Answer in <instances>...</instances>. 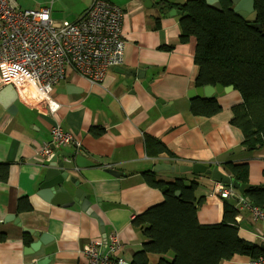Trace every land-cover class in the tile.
<instances>
[{
	"label": "crops",
	"instance_id": "obj_1",
	"mask_svg": "<svg viewBox=\"0 0 264 264\" xmlns=\"http://www.w3.org/2000/svg\"><path fill=\"white\" fill-rule=\"evenodd\" d=\"M94 1L41 0L32 2L29 10L51 8L53 20L78 22ZM107 1L123 10L121 34L126 46L123 64L109 70L100 85H92L69 70L52 94L59 105L52 115L42 110L46 103H34L38 109L20 103L14 89L0 83V233L7 236L0 242V264H88L84 246L97 240L104 244L98 219L84 213L78 204L62 207V202L71 200L53 202L41 190L51 164L41 155V149L51 141L54 126L72 133L76 140L57 149L59 162L61 154L68 152L95 163L94 167L72 172L71 177L90 195L91 209L103 222L108 245L102 250L108 252L113 238H117L123 247L119 255L126 261L132 260L143 243L132 227V219L164 201V193L146 183L144 172H152L158 164H209L243 146L242 132L231 124L232 108L243 102L237 91L218 98L222 111L213 117L201 118L191 112L195 99H190V93L197 88V42L191 38L183 44L180 15L171 16L163 8L164 3L188 0ZM101 129V135L92 132ZM149 140L160 142L166 152L149 156ZM229 159L249 165L250 186L264 185V151L251 155L240 152ZM213 167L222 170V165ZM106 169L122 174L115 177ZM156 175L165 183L197 181L196 193L205 201L198 211L200 224L222 222L223 199L214 193L216 182L210 177L166 171ZM65 186L75 190L71 183ZM25 198L31 212L18 209ZM242 212L239 236L264 246V224L254 222L249 211ZM12 215L21 226L4 222ZM36 231L47 233L52 241L26 255L25 248L38 241ZM248 259L238 255L222 264H247ZM157 260L152 256V262Z\"/></svg>",
	"mask_w": 264,
	"mask_h": 264
},
{
	"label": "trees",
	"instance_id": "obj_2",
	"mask_svg": "<svg viewBox=\"0 0 264 264\" xmlns=\"http://www.w3.org/2000/svg\"><path fill=\"white\" fill-rule=\"evenodd\" d=\"M220 1L221 11L208 6L206 0L164 3L163 8L182 13L183 44L196 39L195 86L233 87L243 102L232 108L231 124L242 132L243 146L261 149L264 147V0H254L262 31L231 11L227 0ZM221 111L218 99L192 100L194 116L210 118ZM92 132L101 135L103 130ZM147 152L149 156L158 157L166 151L160 142L149 140ZM222 170L240 184L250 185L248 164H235L228 159ZM143 177L149 186L165 190L164 201L132 219V227L141 235L143 243L142 249L133 254L131 264H222L238 255L253 259L264 256V246L254 245L239 236L238 199H223L221 223L202 225L198 211L205 201L196 194L197 181L186 184L183 179H177L165 183L148 171ZM243 196L255 207L264 208V185L247 188ZM18 209L31 212L32 206L25 198ZM6 237L5 233H0V242ZM152 256L158 257L155 263Z\"/></svg>",
	"mask_w": 264,
	"mask_h": 264
},
{
	"label": "built area",
	"instance_id": "obj_3",
	"mask_svg": "<svg viewBox=\"0 0 264 264\" xmlns=\"http://www.w3.org/2000/svg\"><path fill=\"white\" fill-rule=\"evenodd\" d=\"M122 21L123 10L107 0H95L78 22L53 20L51 8L22 10L16 0H0V83L12 87L20 103L34 109L39 108L34 103H46L42 110L57 113L52 94L69 70L100 85L109 70L123 64ZM50 135L41 149L48 161L56 156L55 149L76 143L59 125ZM214 193L238 199L241 212L249 211L254 222L264 224V209L253 207L232 185L216 182ZM103 245L97 240L84 246L88 264H131L120 257L123 247L117 238L108 252ZM247 264H264V256L249 258Z\"/></svg>",
	"mask_w": 264,
	"mask_h": 264
},
{
	"label": "water",
	"instance_id": "obj_4",
	"mask_svg": "<svg viewBox=\"0 0 264 264\" xmlns=\"http://www.w3.org/2000/svg\"><path fill=\"white\" fill-rule=\"evenodd\" d=\"M230 3L229 9L233 11L237 16L244 19L251 27L256 28L262 31V26L258 24V13L255 10V1L254 0H227ZM208 6L221 11L222 4L220 0H206ZM171 16L182 15L176 9H173L169 12ZM234 91L233 87H222L220 85L213 87H197L190 93V99H218L220 97H224L225 95ZM253 148L240 146L234 148L232 151L225 153L223 155L218 156L209 164L204 163H195L192 165H165V164H158L156 165L152 172L155 174H159L163 171L171 172L172 174L175 173H191L194 177H210L215 182H221L225 185H232L235 189L239 191V193L243 196L245 195V191L247 188H251L252 186L242 185L237 180L233 179L231 176L226 174L223 170L219 167H213L223 165L227 160L235 155L239 154L242 151H252ZM57 153V149H55ZM62 161L59 162V157L56 155L50 164V169L48 170L47 177L45 182L43 183L41 190L47 197H52V201L54 199L58 200L56 202L60 203L63 200H71L69 202L61 204L64 208H71L75 204L80 205L81 210L98 219L101 225V231L104 235V246L105 248L108 245L107 237L105 232V228L103 226V222L101 219L98 218L97 214L93 212L91 209V200L90 195L84 193L81 189H79L80 182H75L74 178L71 177V173L80 170L83 168H91L95 166V163L92 162L90 159L86 158L83 155H76L74 153L63 152L61 154ZM106 172L110 175L115 177H119L122 173L115 171L113 169H106ZM191 182V181H190ZM65 183H71L74 186L75 190L68 189L65 186ZM163 193L165 192L162 191ZM73 193V195H71ZM244 197V196H243ZM248 203L251 201L246 198L245 199ZM51 201V202H52ZM54 202V201H53ZM251 204V203H250ZM255 207L253 204H251ZM14 222L17 225L21 226L20 221L14 217L13 215L7 217L4 222ZM27 233L28 231L25 230ZM34 237L38 239V241L30 244V246L25 248L26 255H32L39 250L42 245H47L52 241L51 236L47 233H42L40 231H36L34 233ZM38 264H42L41 261Z\"/></svg>",
	"mask_w": 264,
	"mask_h": 264
},
{
	"label": "rangeland",
	"instance_id": "obj_5",
	"mask_svg": "<svg viewBox=\"0 0 264 264\" xmlns=\"http://www.w3.org/2000/svg\"><path fill=\"white\" fill-rule=\"evenodd\" d=\"M17 1V3H18V5L20 6V8L22 9V10H29V9H32V8H30L29 6H30V4L32 3V2H40L41 0H16ZM38 9V8H37ZM261 151H264V147L263 148H258V149H256V150H252V151H242L241 153H244V154H248V155H251V154H254V153H257V152H261ZM180 174H185V173H180ZM187 174H189V177L192 175V174H190V173H186V175ZM198 194H199V189H197V191H196ZM196 193V194H197ZM198 194H197V196H198ZM199 197V196H198ZM241 213H243V212H241ZM244 214V213H243Z\"/></svg>",
	"mask_w": 264,
	"mask_h": 264
}]
</instances>
